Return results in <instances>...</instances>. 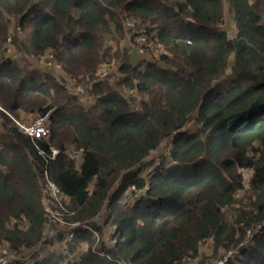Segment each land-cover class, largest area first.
<instances>
[{
  "label": "trees",
  "instance_id": "trees-1",
  "mask_svg": "<svg viewBox=\"0 0 264 264\" xmlns=\"http://www.w3.org/2000/svg\"><path fill=\"white\" fill-rule=\"evenodd\" d=\"M263 13L264 0H0V107L49 129L32 140L4 117L5 264H183L208 240L196 264L234 250L225 264H264ZM50 54L60 70L21 66Z\"/></svg>",
  "mask_w": 264,
  "mask_h": 264
},
{
  "label": "built area",
  "instance_id": "built-area-1",
  "mask_svg": "<svg viewBox=\"0 0 264 264\" xmlns=\"http://www.w3.org/2000/svg\"><path fill=\"white\" fill-rule=\"evenodd\" d=\"M125 26L130 30V31H134L137 27L136 23L133 20H126L125 21ZM136 41L138 43V53L139 54H143L145 53V49L142 47L143 44L146 42V33L145 30L142 28L141 30H139V34H137L135 36ZM9 39L7 38V41ZM41 68H55L56 70H60L61 69V65L59 63H56L53 60V55L50 54L47 57H45L42 61V63H40ZM112 67H108L102 70V72L100 73V78H105L107 77L111 72H112ZM73 83L71 82V85ZM69 86V85H68ZM86 91V86H81V85H75L73 84L70 88H67V94L69 96H73V95H77V96H81L85 93ZM1 111L4 112V109H1ZM47 116H42L40 118L35 119L34 121L28 122V123H24V122H20L17 120H14L10 115L9 117L13 120V122L15 123V125L18 127V130L20 132H22L24 135H27L29 137H31L32 139H42V138H47L49 135V129L47 126ZM1 119V118H0ZM58 154V150L54 147H49V154L47 155V157H49L51 160L54 159V157ZM77 154H74V157L77 158ZM158 162V159L156 160ZM156 163V162H155ZM157 164V163H156ZM48 189L49 191L52 193L53 196H56L58 194V190L56 188V186L51 183L48 182L47 183ZM45 191V190H44ZM80 223H74L70 226L69 231L72 228H75L79 225ZM260 229V226H258L255 229H247L246 230V239L244 242H242L238 248L240 246L246 245L249 241H251L252 237L257 233V231ZM71 238V235L68 236V239ZM237 253L236 250L229 252L227 254V256L223 259V261H220V264H224L225 261L227 260L228 257H231L233 254ZM10 259H16L13 256L7 257V258H0V264H5L8 260Z\"/></svg>",
  "mask_w": 264,
  "mask_h": 264
},
{
  "label": "rangeland",
  "instance_id": "rangeland-1",
  "mask_svg": "<svg viewBox=\"0 0 264 264\" xmlns=\"http://www.w3.org/2000/svg\"><path fill=\"white\" fill-rule=\"evenodd\" d=\"M263 15H264V13H263ZM264 21V20H263ZM225 24H223V28L226 30V32H227V35H228V38L229 39H231V38H233L234 36H235V32L233 31V23H231L230 22V18H229V15L226 17V21L224 22ZM124 28L125 29H123V33H125L126 31L125 30H129L126 26H125V21H124ZM133 32L132 31H129L127 34H126V36H125V38H124V40H121V42H120V49H121V53H120V56H121V54L123 53V50L125 49V47H126V44H127V42L129 41V35L130 34H132ZM29 36V32H24L23 34H22V36L21 37H23L22 38V41L24 40V38H26V37H28ZM159 47H157V48H153V53H152V55H154L155 57H157L156 55H158L159 53H161V50H159V51H154L155 49H158ZM136 56H137V58L138 59H140V60H150V55L149 54H145V53H143V54H139V53H137V51H136ZM231 60H232V58L230 57V61L228 62V67H229V65H230V63H231ZM119 62V61H118ZM118 62L117 61H115L114 63H113V65L112 66H110V68L112 67V72L109 74V76H111V75H113L114 74V70L116 71V67H117V64H118ZM24 63H25V65H24ZM23 65V67L25 68V69H27V70H31V69H39V70H37V71H40L41 70V65H40V63H38V61L37 62H35L34 63V61H33V59H31V58H25L24 60H23V63L21 62V66ZM229 70H227V72H228ZM57 76H59V74H57V73H55ZM73 83H74V81H73ZM69 84V86H67V88H70L72 85H71V83H68ZM84 95V94H83ZM69 96V95H68ZM73 96H75V95H73ZM76 97V96H75ZM84 99V98H83ZM88 101H89V99H88ZM89 102H91V101H89ZM79 103V102H78ZM80 104V103H79ZM1 108V107H0ZM1 109H3V108H1ZM9 113L6 111V110H4V112L3 111H1L0 110V130L1 131H3V126H2V124H4V122H5V120H4V117L6 116V117H9ZM20 116H19V118H15V117H13L12 115H10L14 120H17V121H20V122H24V123H28V122H31V121H34L35 119H37V118H40V116L39 115H36V114H19ZM10 118V117H9ZM11 119V118H10ZM11 121L13 122V120L11 119ZM13 124L15 125V123L13 122ZM16 126V125H15ZM190 128H191V131L192 130H194V127H195V125H193V124H191L190 126H189ZM16 128L18 129V127L16 126ZM22 133V132H21ZM23 134V133H22ZM27 136V135H26ZM29 137V136H28ZM29 138H31V137H29ZM32 139V138H31ZM33 140V139H32ZM165 147H167V146H162V147H160L159 149H157L154 153H153V156L155 157V161L152 163V166H154L156 163H157V159H158V153L160 154V153H163V152H165ZM0 149H1V146H0ZM156 162V163H155ZM151 169H152V167L150 166L148 169H147V171L145 172V173H147V172H150L151 171ZM248 177H249V174L248 173H245V187L247 188V181H248ZM242 193V192H241ZM43 194L44 195H46L47 196V194H45L44 192H43ZM237 197L239 196V194H237L236 195ZM47 208V207H46ZM48 210H49V208H48ZM103 213V212H102ZM102 213H100L95 219H94V222L95 223H97L98 225L99 224H101L100 223V216H101V214ZM69 228H70V226H68L67 228L65 227V226H63V227H61V226H59L58 227V229L59 230H61V231H64V232H66V231H69ZM56 232H54V230H49L48 231V234H50V235H54ZM199 251H200V253H199V256L197 257V258H195V259H193V260H191V261H185L183 264H196L197 263V261L201 258V256H210V253H211V241L210 240H208V241H206L202 246H201V248L199 249ZM23 259V258H22ZM220 261H223V258H218V259H216V260H214L212 263H210V264H220ZM225 264V263H224Z\"/></svg>",
  "mask_w": 264,
  "mask_h": 264
}]
</instances>
